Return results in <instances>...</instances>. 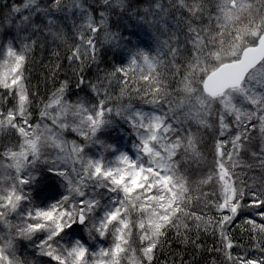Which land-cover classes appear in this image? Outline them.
Instances as JSON below:
<instances>
[{
    "label": "snow or ice",
    "instance_id": "obj_1",
    "mask_svg": "<svg viewBox=\"0 0 264 264\" xmlns=\"http://www.w3.org/2000/svg\"><path fill=\"white\" fill-rule=\"evenodd\" d=\"M169 5L188 18L183 41L173 35L172 44L163 42L170 70L179 78L175 92L182 98L177 101L178 108H187L185 120L197 119L198 127L213 128L204 120L216 124L214 167L199 183L215 184L219 191L201 193L195 199L203 200V207L214 208L218 215L205 219L207 212L191 210L189 202L193 196L186 186L187 178L179 173L180 164L188 162L181 160V152L186 157L198 153L201 138L185 129L184 121L170 123L166 112H144L131 104L108 106L130 92L158 109L166 100V96H161L168 85L159 76V52L153 56L143 49L129 48L125 37L108 28L105 10L129 8L128 0H93L87 5L84 0H71L70 4L51 0L44 7L39 0H24L22 5H12L4 17V28L11 27L19 15L17 32L28 27L38 31L41 25L33 23V19L40 15L51 36L65 41L63 29L52 31L58 23L55 17L60 13L65 19L73 13L80 17L79 25L72 22L78 42L69 46L71 54L67 59L76 79L75 87L88 88L98 99L94 104L82 97L70 102L72 85L66 79L47 101L40 102L43 106L38 109L39 119L34 121L36 94L26 83L24 73L26 53L35 41L20 50L12 39L0 46V133L9 137L14 134L18 139L16 143L9 140L0 144V226L4 229L0 232V264H40L39 260L18 254V238L28 241L37 257L49 258L46 264H156L157 253L162 251L170 229L176 231L177 239L195 243L185 235L191 231L185 221H195L196 229L203 226L208 231L211 227L212 234L219 235L225 264H264V183L258 184L254 179L247 183L235 171L242 163L246 168L254 167L240 158L241 151H247L253 139L250 133L258 128L264 141V18L259 25L252 21L243 34L236 30L235 43L228 53L233 58L225 64L219 47L224 23L218 24L215 34L196 26L205 11L204 0H169ZM152 7L165 14L169 11L159 0ZM238 7V0H220L221 15L216 19L229 21ZM136 10L129 15H135ZM101 31L104 38L98 43L96 37ZM249 37L252 44L242 47ZM100 44L116 50L114 55L123 53L127 61L111 71L104 70L103 77L88 80L85 73L99 63ZM201 57L214 60L216 67L210 72L206 65L202 68L207 79L194 90L189 76L201 69ZM59 67L56 65V70ZM225 72L230 79L219 89L208 90L206 84L223 80ZM113 83L120 86V96L116 98L111 95ZM149 96L151 99H146ZM9 103L11 107L7 106ZM168 110L175 111L170 104ZM113 115L135 130L139 138L135 158L118 149L114 150L118 153L114 160L87 155L93 145L100 144L105 151L113 148L98 137V133L114 126ZM65 132L76 133L84 142L65 139ZM46 149L55 154H46ZM251 156L259 161L255 167L264 172V143ZM49 179L58 180L63 191L47 204H35L33 192L39 195ZM104 200L107 202L102 203ZM12 214L18 221L15 224L9 219ZM133 214L135 220L130 218ZM241 217H245L243 227L252 244L233 255L232 250L243 245L234 242L229 227ZM133 228L137 229L138 247H133ZM77 232H86L92 241L110 236L112 244L91 247L83 236L75 237Z\"/></svg>",
    "mask_w": 264,
    "mask_h": 264
},
{
    "label": "trees",
    "instance_id": "obj_2",
    "mask_svg": "<svg viewBox=\"0 0 264 264\" xmlns=\"http://www.w3.org/2000/svg\"><path fill=\"white\" fill-rule=\"evenodd\" d=\"M69 0H65L67 3ZM13 3L15 5H22L24 0H0V16L4 21V17L8 15L11 7L5 5L6 3ZM41 6H47L51 2V0H39ZM85 4L93 3V0H84ZM96 3H99V0H95ZM130 3V7L126 9H115V10H105L108 11V28L112 32H119L122 36H129L128 25L133 20L138 23L135 19L132 18L134 15H129L133 11V9H137L135 14L144 17L145 11L152 10V5H154L157 0H128ZM164 6H169L168 0H159ZM146 3L149 4L146 5ZM220 0H204V7L205 11L203 16L197 20L198 27H204L208 29L210 34H215L217 30V19L210 16L211 11H218V5ZM12 4V5H13ZM253 7V11H248L247 13L243 12L241 17L243 18V23L236 22L233 26H230L228 29L225 27L223 28L224 35L222 37V44L219 45L220 48L224 51L226 49V44L235 43L233 40V36L236 34V30L240 29L242 34L245 30L249 29V25L252 21L257 22L256 17L260 16V21L264 18V0H255ZM8 7V9H6ZM2 11L5 14H2ZM25 14V13H23ZM221 14L218 12V15ZM58 15H62L61 20L58 19ZM55 18L58 23L52 28V31L59 32L63 29L65 33V41L55 40L49 31L47 30V22L46 20L37 15L35 17V24L41 25L40 32L35 31L33 32L32 29L28 27L27 33L25 32L24 42L29 44L35 41V44H32L31 50L26 53L27 61L25 66V76L27 77L26 83L30 85L31 91L36 94L34 100V107L37 108V111L33 113V117L35 118L38 112V109L42 107L41 101H47L51 94L59 87L60 82L64 80H70L71 82V94L68 96V100L70 102H75L77 97L87 98L90 103H96L98 97L96 94L91 92L88 88L77 89L75 87L76 79L72 74V66L70 65L69 60L67 57L71 54L70 53V45L74 46L77 43V38L74 35V30L72 26V22L74 21L75 24L79 25L81 23L80 17L76 18L78 15L73 13L70 19H65L63 13L58 14ZM98 15V13H97ZM217 15V16H218ZM19 17V15H18ZM41 17V18H40ZM203 18V19H202ZM241 18V19H242ZM17 17L13 20L16 24ZM137 32L138 30H134ZM134 34H132L133 36ZM166 38H170L171 44L173 35H176L183 41L184 37L182 34L178 32L169 31L164 34ZM104 38V33L101 31L98 33L96 39L98 43L102 41ZM130 38L128 40V47L133 48L135 44L130 42ZM229 41V42H228ZM25 43L21 44L19 47H22ZM252 44L251 42L243 45V47ZM174 46V45H173ZM100 55H99V63L97 65H92L90 70L85 73L86 79L88 80H95L97 76L103 77L104 70L111 71L114 66H118L123 62L126 63L127 57L123 55V53H118L114 55V49L110 48L108 45L100 44ZM166 50L164 51V55L166 59L164 60L165 64H163L160 69L159 76L163 79V81L168 85L167 90L161 93L162 97H168L172 103L170 105L175 106L177 104L178 99H181L182 96L175 92L176 88L178 87L177 80L178 77H175V73L170 70L169 66V57L165 54ZM203 57H201L202 59ZM232 58L224 59L222 62L231 60ZM56 65H59V69L56 70ZM216 67V65L214 66ZM212 67V69L214 68ZM199 77V76H198ZM197 75L189 76L190 84L192 82H198L199 78ZM198 79V81H197ZM132 87H139V85H132ZM171 93V94H168ZM111 95L116 98L120 96V86L116 83H113L111 88ZM146 99H151V97H147ZM130 100L133 102H143L144 99L141 98L140 95L130 92L129 95H125L124 97L114 100L112 103H117L119 101ZM141 100V101H140ZM166 101V100H165ZM146 104V103H144ZM143 105V104H142ZM142 111L144 112H155L156 114H161L163 112V107L158 109L154 105H150L149 107H142ZM11 107V103L7 105ZM146 108L147 111L144 109ZM175 120H181L176 118L175 112L172 114ZM170 116V119L172 118ZM168 116V117H169ZM170 123H174L175 121L170 120ZM185 129L191 130L193 135L200 137V143L198 144L199 152L196 154H190L189 156H184V153L181 152V159L188 162L181 163L180 167L182 169L183 175L187 178L188 184L187 187L190 188L191 194L193 196V200L189 203L192 205L191 210H195L198 213L200 212H207L208 216H205V219H208L209 216L216 217L218 214L214 208L207 209L203 207V200L199 202L195 199L196 197L200 196L201 193H211L214 191V186L212 185H202L199 181L206 177L207 172L201 174L200 170L205 168L209 164L208 157L214 155V147H213V138L211 133L208 129L203 126H197V124L187 123L182 125ZM256 134L251 135L253 137L251 143L247 146V151H241V160L250 165H254L252 168L244 167L242 163L240 167L236 168V172L240 173V178L245 180L247 183H253V179L256 183H264V172L255 165L259 164V161L255 160L251 156L252 151H259L262 143L264 141L261 140L259 136L258 129L254 130ZM75 133L72 132H65V138H71L70 136H74ZM181 135H186L185 133H181ZM14 135L11 137L13 138ZM9 136L4 134H0V144L8 143ZM183 157H185L183 159ZM208 162V163H207ZM183 166V167H182ZM197 172V173H195ZM196 176V177H195ZM47 185V183H46ZM181 221L184 220V217H179ZM245 217H241L240 219L236 220L233 225L229 227V232L232 235L234 242L240 245H243V248H234L232 250L233 255H236L242 252L245 249H249L252 241L250 240L249 233L243 227V220ZM189 225V229L191 230L188 233H185L186 236H189L191 241H195V243H190L186 241H181L177 239V233L174 229H170L166 238V242L162 248V251L157 253V261L156 264H225L224 254L220 250L222 248V244L220 243L219 235L212 234V228L210 227L208 231H205L203 226L200 229H196L194 227L195 221H185ZM183 231V229H182ZM215 249V250H214ZM31 254V252H29Z\"/></svg>",
    "mask_w": 264,
    "mask_h": 264
},
{
    "label": "rangeland",
    "instance_id": "obj_3",
    "mask_svg": "<svg viewBox=\"0 0 264 264\" xmlns=\"http://www.w3.org/2000/svg\"><path fill=\"white\" fill-rule=\"evenodd\" d=\"M70 2H71V0H69L66 4H70ZM238 2H239V7L233 11L232 18L229 21H224L223 18L221 17V20H219V21L217 20V23H219V22L224 23V25H225L224 28L226 27L227 29L230 26H233L234 24H236V22L243 23L242 22L243 18L241 17V15L243 14V12L247 13L248 11H253L252 9L254 6H252V5H254L255 0H238ZM12 4L13 3L10 4V2H9V3H6L5 5H7L8 7H11ZM5 5H2V7H4ZM146 5L149 6L148 3H146ZM8 7L6 9H8ZM164 7L169 9V11L166 14L163 12H160V11H156L152 8V10L145 11L144 17H140L136 14L134 16H132V18L135 19L138 23H136L134 20L132 22H130V25H128L129 36L128 35H127V37L123 36L126 38L127 41L130 38L131 39L130 42L132 44H135L134 45L135 47H133V49H137V50L143 49L144 51L148 52L150 55H153V56H156L159 52L160 64H159L158 69H160V67L163 64H165L164 60L166 59V56L163 54L164 51L166 50L163 42L167 41L169 44H171L170 38H166V36L164 34L169 32V31H172V32H178L179 34H182V36L184 37V33L186 32L187 27H188V24L185 23V21L188 18L184 15V13L182 11L171 9L170 5L168 7H166V6H164ZM218 12L219 11H215V13H214V11H211L210 16L213 15V17L216 19ZM24 13L27 14V12H24ZM2 14H5V12L2 11ZM219 15H221V14H219ZM16 17L18 20L19 19L18 15ZM78 17L79 16H77L76 18H78ZM61 18H62V15H60V16L58 15V19L61 20ZM108 18H109V16H108ZM255 20H257L256 25H259L261 22L260 16H258V18L256 17ZM34 21H35V17L33 19V23H34ZM196 26L198 27L197 23H196ZM135 29L138 31L135 32L134 31ZM26 30H28V28H23V29L19 30V32H17V28L15 27L14 22H13L11 27L4 28L3 27V20H2V17L0 16V46H2L9 39H12L16 49L20 50L21 47H19V46L21 44L25 43L24 42V38H25L24 34H25V32L27 33ZM39 32H40V29H39ZM132 34H134V35L132 36ZM249 42L252 43L251 37H249L247 40H245L241 46L243 47V45H245ZM29 44H31V43H29ZM233 44L234 43L226 44V46H227L226 49L224 51H222V60L228 59V58H233V57L228 55V53H230L232 51V45ZM205 65L207 66V68L210 72L212 70V67H214L216 65V63L214 60L213 61H205L204 58L201 59V69H198L196 74H195V75H197V77L198 76L200 77V78L198 77L199 78V84H198V82H192L190 84V87H192L194 90L200 88L201 81L204 80V78H205L203 75V72H202V68ZM159 73H160V71H159ZM197 81H198V79H197ZM170 99L168 97H166V101H165L164 105L162 106L163 112H166L168 116L169 115L171 116L175 112L176 118L181 119V121H184V124H187V123L191 124V122H188L187 120H185V113L188 111L187 108L181 110L178 108V105L176 104L175 106L171 105V107L173 109H175L174 112L168 110L169 104L172 103V101ZM144 103H145V100L143 102H140V104H139V101L133 102L130 100H125V101H119L117 103H110L108 106L109 107H115V106H124V105L131 104L134 109H139L142 111V108L140 105L143 104L142 107H149L150 106V104H147V103L144 104ZM144 109L147 111L146 108H144ZM170 116H169V118H170ZM111 118L114 119V121H115L114 126L112 128L106 129L103 133H98V137L104 144L112 145L113 148L105 151L104 148L100 144L93 145L89 149H87V155H89V156L103 155V157L105 158L106 161L107 160H114V156L116 154H118L114 150L118 149L120 152H127L130 156L135 158L137 155V149H136L135 145H137L139 143V138L136 135L135 130L132 128L130 123L123 122L119 117H115L113 115ZM38 119H39V111L37 112V115L34 118V121L38 120ZM170 120L175 121L173 115H172V118ZM170 120H169V122H171ZM48 122L49 121H45V123H48ZM192 123L198 125V123H200V121H198L197 119H193ZM203 123L213 124V128L208 129V130L210 131L211 136L214 140L215 136L217 135V132L215 131V128H216L215 122L204 120ZM254 134H256V133L253 130L250 133V135H254ZM64 136H65V133H64ZM11 137H9L8 142H9V140H11L13 143L18 142V139L15 137V135L13 138H11ZM70 137L71 138H68L67 140H69V141L76 140L79 143L84 142L83 137H79L76 133L74 136H70ZM213 144H214V141H213ZM45 151H46V154L47 153H50L51 155L55 154V152L52 149H46ZM51 155L49 156V158H51ZM241 155H242V153H241ZM184 158L185 157H183V159ZM208 158H209V160H208L209 164H207V165H210V167L205 165V168H202L200 170L201 174L205 173L206 171H208L207 172V174H208L214 167V160H215L214 155H211V157H208ZM186 161H187V159H186ZM183 165H185V164L183 163ZM179 173L183 175L181 167L179 169ZM195 173H197V172H195ZM45 183H47V186L43 188V190L39 193V195H37L35 191L33 192V201L37 205L49 203L51 201V199L58 198L59 193L63 191V188L59 186V181L56 179H49ZM213 186H214L213 187L214 190L218 192L219 191L218 186L215 184H213ZM26 191H27V189H26ZM106 202H107L106 200L102 201V203H106ZM130 218L135 220L137 217L135 214H133ZM9 219L11 220V222L13 224L18 222L15 214H12V216H10ZM2 231H4V229L2 226H0V232H2ZM136 232H137V229L133 228V237H132L133 247L139 246V241L135 235ZM40 235H41V237L43 236V234H40ZM81 236H83V239L91 247H99V246L109 247L112 244V238L110 236L107 237L106 239L92 241V240H88L86 232H83V233L77 232L75 234L76 238H80ZM17 243L19 244L18 254L20 256H27L30 259L39 260L40 264H46V262L48 261L49 258H47V257H37L35 254L36 250L29 246L28 241L18 238ZM29 252H31V254ZM53 264H54V262H53Z\"/></svg>",
    "mask_w": 264,
    "mask_h": 264
},
{
    "label": "water",
    "instance_id": "obj_4",
    "mask_svg": "<svg viewBox=\"0 0 264 264\" xmlns=\"http://www.w3.org/2000/svg\"><path fill=\"white\" fill-rule=\"evenodd\" d=\"M250 45H251V44H250ZM250 45H247V46H250ZM230 62H231V60H229V61H225V62H223V63L227 64V63H230ZM205 79H207V78L205 77L204 80H205ZM228 79H230V74H229L228 72H225V75H224L223 80H215V81L210 80L209 83L206 84V87L208 88V90H211V89H213V88H215V89H219L220 85H221L224 81H226V80H228Z\"/></svg>",
    "mask_w": 264,
    "mask_h": 264
}]
</instances>
